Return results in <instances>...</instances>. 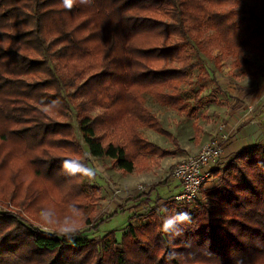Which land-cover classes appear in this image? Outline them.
<instances>
[{
	"label": "trees",
	"instance_id": "1",
	"mask_svg": "<svg viewBox=\"0 0 264 264\" xmlns=\"http://www.w3.org/2000/svg\"><path fill=\"white\" fill-rule=\"evenodd\" d=\"M256 1L259 9L253 0H91L69 11L62 0H0V201L42 222L48 210L91 227L86 206L96 204L100 188L87 175H66L61 162L83 164V144L92 158L130 174L179 150L145 108L147 97L193 113L181 95L198 65L189 40L257 77L245 56H264L253 34L256 22L264 27V0ZM143 128L174 150L149 143ZM216 175L220 184L203 190L192 208L170 203L164 215L191 216L177 236L161 231L156 213L139 228L128 224L119 242L112 233L78 238L81 231L68 239L2 213L0 264H264V146L242 150Z\"/></svg>",
	"mask_w": 264,
	"mask_h": 264
},
{
	"label": "rangeland",
	"instance_id": "2",
	"mask_svg": "<svg viewBox=\"0 0 264 264\" xmlns=\"http://www.w3.org/2000/svg\"><path fill=\"white\" fill-rule=\"evenodd\" d=\"M253 1L255 8L259 9V3L256 0ZM241 17L244 20L249 19L247 15ZM210 34V31H206L205 36ZM253 34L264 42V27L261 23L256 22ZM186 50L191 63L197 62L198 64L188 72L189 83L181 86L182 98L188 104V110H193V113L190 116L185 113L179 114L167 105L155 102L150 97H147L145 103L148 112L153 114L161 126L178 141L179 150L173 153L175 154L174 157L169 156L167 163L163 164L162 167L159 163L158 166L138 167L132 173L125 174L119 171L107 158L101 160L92 158L86 147L81 144L84 151L81 162L91 170L90 177L86 176L84 180L99 187L100 192L96 204L86 206L85 217L90 218L91 227H82V224L76 222L80 226V231L83 232L78 238L88 237L98 240L105 234L112 233L119 242L131 218L129 211L123 209L126 207L125 204L137 201L139 203L137 206L146 204L147 201H144V197H147L149 192H151L149 201L153 204L158 194L167 191L168 173L182 160L185 159L183 161L185 162L198 153L197 151V153L187 156V152L199 146L201 137H206L209 143L213 137L222 131L227 132L231 127L237 129L241 125L239 120L244 114H251V116L253 115L252 118H264V56L245 53L247 60L258 70L257 77L251 78L245 77L241 69L233 66V58L223 55L217 49H214L211 55L207 56L195 46L192 40H189ZM195 99L198 100L199 104H194ZM70 124L73 126L75 136L81 142L74 111L70 114ZM195 127L199 128L198 133L195 131ZM148 130L143 128L141 132L145 140L153 134L157 135L152 131L153 134L148 132ZM261 130L264 135V128ZM157 136L161 138V143L159 142L161 148L171 147L166 138ZM262 141L264 146V138ZM170 157L172 158L170 159ZM173 160L174 164L170 165ZM220 182L219 177V184ZM140 199L141 201H139ZM175 202L183 204V202L175 199L158 207L151 204L147 210H141L139 216L141 218L133 222L134 226L141 227L147 217L154 213L159 214L160 218L163 219L164 213H161L159 209L161 207L169 208L170 203ZM188 205L190 208L193 206L192 203ZM148 211L151 212L146 215ZM2 213L23 220L36 230L57 234L54 230V224H45L36 218L33 211L17 207L8 201H0V214ZM143 216L145 217L143 218ZM46 228L47 231H45Z\"/></svg>",
	"mask_w": 264,
	"mask_h": 264
},
{
	"label": "crops",
	"instance_id": "3",
	"mask_svg": "<svg viewBox=\"0 0 264 264\" xmlns=\"http://www.w3.org/2000/svg\"><path fill=\"white\" fill-rule=\"evenodd\" d=\"M263 108H264V106H263ZM252 116H251V114L250 115L244 114L243 116H241V120H239L241 125L237 129H234V127H231L227 131L230 134V140L223 147V150H222V153H221V156H220L218 162L215 164H211L210 166H208L206 168L208 180L204 186V190H211L219 184V177L216 175L217 172L223 170L226 167V165L229 163V161L236 154H238L242 150H244L248 147H251L253 145H257V144L262 145V143H263L262 140L264 138V135L262 134L263 132L261 129L264 128V118H262V119H260L259 117L258 118H256V117L252 118ZM142 131H143V129L141 130V132ZM151 131L152 130H148V132H151ZM157 135L153 134V135L149 136V138H147L146 140L149 143L158 147L159 149H162V150H172L173 149L172 145H171V147L161 148V146L159 145L161 143V140H160L161 138L158 137ZM207 140L208 139L206 137L205 138L201 137L199 146L196 149H194L190 152H187V156L189 157V156L197 153V151H199V149L202 146H204L208 143ZM174 156H175V154H172V157H174ZM172 157H170V159ZM167 159H169V157L163 158L160 160L159 163H160L161 167L163 166V164L167 163L166 162ZM184 160H182L181 162H183ZM171 164L172 165L174 164V160L171 161L170 165ZM166 183H167L166 184L167 191L166 192L163 191L165 193L158 194L155 197L153 204L156 205L157 207L160 205H163L164 203H166L168 201H172L179 194V187H178L177 182L174 181V182H166ZM163 185H165V184H163ZM147 195H148L147 197H144V201H147L146 204L143 203L141 206H137L139 204V203H137L138 201L135 203L125 204L126 207L123 209L129 211V214H131L129 224L134 226L133 222H135L136 220L141 218V217H139L141 215V212H142L141 210H143V209H144V211L147 210V208L152 204L149 201V197L151 196V192H149ZM139 201H141V199ZM144 211H143V213H144ZM150 212L151 211H148L146 215H149ZM145 216H143V218Z\"/></svg>",
	"mask_w": 264,
	"mask_h": 264
},
{
	"label": "built area",
	"instance_id": "4",
	"mask_svg": "<svg viewBox=\"0 0 264 264\" xmlns=\"http://www.w3.org/2000/svg\"><path fill=\"white\" fill-rule=\"evenodd\" d=\"M229 140L230 134L222 131L202 146L195 156L180 163L168 173L166 181L177 182L180 190L175 200L191 203L199 199L208 180L206 168L218 162L223 147Z\"/></svg>",
	"mask_w": 264,
	"mask_h": 264
},
{
	"label": "clouds",
	"instance_id": "5",
	"mask_svg": "<svg viewBox=\"0 0 264 264\" xmlns=\"http://www.w3.org/2000/svg\"><path fill=\"white\" fill-rule=\"evenodd\" d=\"M77 3L81 5H87L91 3V0H62V6L71 10ZM61 169L66 175H87L90 177L91 170L86 168L83 164L78 162H70L64 160L61 162ZM161 213H167L166 207L159 209ZM41 218L45 224H54L55 231L58 235L64 236L68 239H72L81 229L80 226L73 221L71 217H65L63 220L54 218L48 210L41 212ZM191 222V216L187 211L175 212L170 215H164L161 224V231L170 236L180 235L183 231L181 225ZM48 229L46 228L45 231Z\"/></svg>",
	"mask_w": 264,
	"mask_h": 264
}]
</instances>
